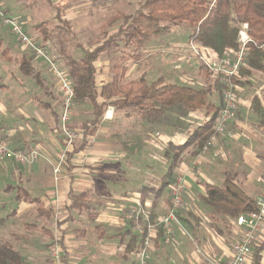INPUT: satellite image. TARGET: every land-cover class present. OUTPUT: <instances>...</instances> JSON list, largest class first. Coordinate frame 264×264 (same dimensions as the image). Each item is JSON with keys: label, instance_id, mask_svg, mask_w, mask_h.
Here are the masks:
<instances>
[{"label": "crops", "instance_id": "0c3cea01", "mask_svg": "<svg viewBox=\"0 0 264 264\" xmlns=\"http://www.w3.org/2000/svg\"><path fill=\"white\" fill-rule=\"evenodd\" d=\"M34 1L43 4L41 10L35 9L39 12L37 15L45 16L44 11L47 10L48 15L51 13L55 18H67L72 24L73 19L81 13L91 16V13H96V8L111 6V0L103 3H97L100 0ZM71 2H81V6L78 3L77 7L65 12L64 7H72ZM34 6L26 11L30 17L34 15L31 11ZM115 10V14L122 12L118 8ZM62 11L64 13L61 16ZM91 24L87 20L86 24L76 27L81 30ZM116 27L114 25L111 28ZM186 39L184 45L173 43L168 48H145L144 51H150L149 54L133 61L136 63L132 65H126L125 81L136 80L141 76L146 78L152 68L167 66L166 53L176 56L174 60H180L174 70L182 68L184 63L181 58L186 54L188 35ZM5 45L2 54L6 63L1 62L3 68L13 61L11 51L14 46H18L16 43L14 46L9 43ZM19 50L18 72L12 74L4 69V82L13 78L20 87L12 91L19 101L17 107L24 122L16 124L6 108H0V121L5 125L4 128L0 126V130L3 133L5 131L4 135L13 147L25 148L34 144L46 155V158L33 165L0 161V208L16 199V208L9 213L10 219L0 226L14 229L8 235L15 242L8 239L5 242L21 252L25 264H56L48 249L54 241H58L63 248L62 264H140L139 252L149 232L152 242L147 250L149 255L146 264H214L231 257L232 246L239 233L235 217L212 214L204 201L206 184L223 186L227 179H231L253 200L261 193V179L264 178V125L253 108V100L257 97L264 110V71L249 69L250 73L245 76L239 72L234 78L240 80L236 84L239 109L235 118L228 124L225 133L215 136V144L209 151L200 150L194 155L189 152L190 149L184 151L183 160L175 166L168 180L174 155L171 147L184 144L193 129L209 118L205 111L189 112L190 118L194 117V123H189L190 118H184L181 111L177 116V109L173 110V122L164 118L167 109L160 113L152 107H145L141 111L135 110L133 106L118 108L108 103L98 121L93 124L90 121L95 117L93 105L89 101L75 103L72 127L80 132L81 137L74 145L67 146L60 129L64 96L58 79L51 71L47 74L46 69L50 66L39 58L32 60L33 74L26 75L21 63L25 56L29 57L33 53L23 47ZM104 53L95 62L99 86L111 82L114 76V62L111 65V59ZM140 62L143 66L141 70ZM190 71L184 69L177 75L169 73V78L162 76L167 80H185L187 77L191 80L190 74H187ZM200 72L198 76L194 73V77L199 78L198 84L202 87L207 78L201 69ZM211 75L220 79L224 86L222 75L217 76L212 72ZM25 80H31L32 86H27ZM0 87L10 89L6 84ZM212 100L216 104L223 102L216 91ZM100 101L104 99L100 98ZM135 112L140 114L135 116ZM183 120L186 121L185 125ZM147 121L159 127L151 129ZM140 125L148 127L143 132L135 131ZM86 128L89 134L84 137ZM162 129L166 135H162ZM137 156L145 161V165L135 167ZM61 159V170L57 174L54 168ZM153 162L162 164V171L155 173ZM181 175L186 179V205L179 215L190 235L188 231L186 235L179 234L176 229L172 241L166 243L158 220L169 209L171 185ZM9 178L15 183L9 184ZM137 200L149 212V222L142 220L141 223L146 228L148 225L153 228L144 235L126 219L130 206ZM27 227L33 230L27 232L24 230ZM34 237L37 242L30 243ZM257 255L258 264H264V227L254 243L253 255L248 264H256Z\"/></svg>", "mask_w": 264, "mask_h": 264}, {"label": "trees", "instance_id": "16d2710c", "mask_svg": "<svg viewBox=\"0 0 264 264\" xmlns=\"http://www.w3.org/2000/svg\"><path fill=\"white\" fill-rule=\"evenodd\" d=\"M104 1L106 0L97 3ZM57 18L63 19L60 16ZM118 22H121L119 26L116 25ZM178 23L187 24L189 40L213 49L220 56L239 48L241 24L248 23L252 40L248 44L245 64L240 68V75L250 73L249 69L264 71V0H138L137 8L133 12H118L106 20L101 38L92 46L82 48L84 55L81 58H76L68 52L72 41V38L68 37L75 34L68 20L52 29H49L45 22L35 27L42 34L44 43L50 44L48 49L56 47L59 58L65 61L69 77L73 81L75 103L89 101L93 105L95 117L90 120L93 124L98 121L108 103L118 108L133 106L135 110L141 111L145 107H152L160 113L170 107H179L177 111L182 114L205 111L209 118L193 129L184 144L171 147L174 155L168 180L175 166L183 160L184 151L190 149L189 152L193 155L197 154L215 133L223 102L216 104L212 95L216 91L223 98L224 86L220 79L213 78L211 72L200 65L207 78L206 84L200 88L171 83L164 76L152 82H148L145 76L126 82V68L117 59L113 65V80L99 86L95 62L110 47L122 49L121 45L132 43L144 46L152 39L164 38L172 33ZM114 25L117 27L111 31L110 28ZM141 57V53L133 54L130 59L139 60ZM34 58H37L35 53L29 57L25 56L22 60L21 69L26 75L33 74ZM235 83H240V80L236 78ZM100 98L104 101H100ZM253 106L264 125V110L257 97L253 100ZM88 134L86 128L84 137ZM204 201L211 208L212 214H228L235 218L241 213L257 209L255 200L231 179H227L223 186L206 184ZM258 260L257 255L256 264ZM0 264L25 263L23 255L13 245L0 242Z\"/></svg>", "mask_w": 264, "mask_h": 264}, {"label": "built area", "instance_id": "2783aa9c", "mask_svg": "<svg viewBox=\"0 0 264 264\" xmlns=\"http://www.w3.org/2000/svg\"><path fill=\"white\" fill-rule=\"evenodd\" d=\"M0 18L4 24L9 26L10 30L15 34L16 38L26 50L35 53L36 57L44 60L51 69L56 73L60 84L61 92L64 96V104L60 118V129L64 135L67 146L74 145L81 137L80 132L72 127V110L75 105V92L73 83L63 70L57 69L55 55H50L48 47L35 42L27 33L24 23L20 17L8 15L4 10L0 9ZM248 23H242L239 31L237 50H229L223 56H220L213 49L202 46L193 40H189L185 47V53L181 58V62L187 63L192 60L204 66L214 75H222L223 90V107L217 118L216 131L208 139L203 147V151H209L214 146V138L218 133H225L228 124L235 118L239 101L237 97V86L235 77L239 75L240 68L245 64V58L248 52V44L252 38L248 32ZM264 47V45H263ZM108 116V114L106 115ZM46 158L44 151L37 145L31 144L25 148L13 147L4 133L0 130V161L11 160L21 165H33L40 159ZM61 162L54 168L55 173L61 170ZM171 205L169 209L160 216L158 225H160L164 240L166 243L172 241L175 236L176 229L181 228L187 233L180 219L179 212L186 205V179L183 175L179 176L171 185ZM257 209L246 213H241L235 218V224L239 229L238 238L232 246L231 257L226 261L215 262L214 264H248L253 255V246L258 239L264 227V178L261 179V193L255 200ZM126 219L134 224V228L143 235L153 228L148 225V229L141 223L142 220L149 222V212L143 207L140 200L134 202L130 206ZM151 236L145 237L144 247L139 252L140 264H146L148 258V248L151 245ZM49 254L56 264H62L63 248L58 241H54L49 246Z\"/></svg>", "mask_w": 264, "mask_h": 264}, {"label": "rangeland", "instance_id": "374dc122", "mask_svg": "<svg viewBox=\"0 0 264 264\" xmlns=\"http://www.w3.org/2000/svg\"><path fill=\"white\" fill-rule=\"evenodd\" d=\"M78 3L81 6V2H71L72 7H69L67 9H66V7H64L65 9H63V10H65V12H68L70 9H73V7H75V6L77 7ZM137 3H138V0H111V2H110L111 6L110 7L105 8V9H101V7H98V8H96L97 9L96 13L95 14L91 13V16L87 15V14H83V13L77 15V17H75L73 19L74 25L67 18L66 19L63 18L62 20H58V18H55V16H52L51 13H50V15H48L49 11H47V10L44 11L45 16L37 15L39 12H36L35 9L41 10L43 8V4L42 3L39 4V2H35L34 0H0V9L4 10L8 15H12L14 17H20V20L24 23L25 29H26L27 33L29 34V36L35 42H37L40 45H43L44 47L45 46L48 47V45H47L48 43L47 42L44 43L43 38H42V34L38 30L35 29V26L40 24V23L45 22V24L48 26V28L52 29L56 25H58L60 23H64L66 20H68L71 23L72 30H74V32H75L74 36L68 37L69 39L72 38L70 46L68 47L69 48L68 52L76 58H81L84 55L82 48L92 46L93 43L97 39L101 38L100 36L104 30L103 24L106 22L107 19L110 18V16H112L116 13L115 9L118 8L119 11L131 13L137 8ZM30 6L31 7L34 6L33 7L34 10H31L34 13V15L33 16L31 15V17L29 16V13H26V11L28 12L29 9L31 8ZM48 7L50 8L49 5H48ZM63 13H64V11H62L61 16L63 15ZM87 20L91 21V23H92L90 27L86 26L87 28L84 27L81 30L77 29L79 27V24H81V25L86 24ZM120 23L121 22H118V23H116V25L119 26ZM76 26H78V27H76ZM8 29H9V26L4 24L2 21V18H0V85L6 84L10 88V89H2L0 87V108H2V109L6 108V110L9 112L8 114H9L10 118L12 120H14V122L16 124L20 125V124H23L24 118H23L22 114L20 113V110H19L20 108L17 107V103H19V101H17L16 95H14L13 91H12V89H20V87H18L17 82H15V80L13 78L8 79L9 81L6 80V83L4 82L5 81L4 75H6L5 74L6 72L4 69H7L8 73H12V74L18 72V65H19L18 60L20 59V56H21L20 55L21 51L19 49L22 47V45L20 44V42L16 38L15 34L11 30H10V34L8 33ZM114 29L115 28H110L111 31H113ZM11 35H13V36H11ZM187 35H189V30H188L187 24L186 23H178L177 25L174 26L173 31L169 36H166V37L160 38V39H152L151 41L145 43L144 46H138L137 44L132 43L130 45H124V46L121 45L122 49L110 47L104 53V55L106 56L108 54L109 58L111 59V65L113 64V62L115 63L116 60L119 59L121 64L126 67V65L129 66V65L136 63V62H133V61H135L134 59L129 61V62H127V60H126V58L130 59L133 54L138 55L139 53H141L142 56L149 54L150 51H148V52L144 51L145 48H149V47H151V49L168 48V47H170V45H173V43L174 44L179 43V44L184 45L186 40H187L186 39ZM5 43H9L10 45H13V46L16 43L18 46H14V48H12L11 52L13 53V55H12L14 58L13 61L10 63L8 62L6 64V68H3L1 66V62L2 61L5 62L4 60H6V59H4L5 57L2 54V51L6 47ZM48 52L50 53V55H52V54L55 55L56 63L58 65L57 69L60 71L63 70L66 74H68V67L65 64V61L62 58H59V51L57 50V48L55 47L52 50L49 49ZM156 54H158V53H156ZM165 55H167V57H168V58H166L167 66H156V67L152 68L151 70H149L147 73V76H146V79L148 80V82L155 81L158 77H160L162 75H165L166 78H169V75H168L169 73H173V74L177 75L178 73L182 72L184 69H186V70L189 69L191 71H190V73H187V74H190L191 80H189L187 77V78H185V80H179V78L173 80L172 78H170V79H168V81L171 83H176V84H180V85H190V86H194V87H200L201 86L200 84H198L199 83L198 81H200L199 78L194 77V73L196 74L195 76H198L197 75L198 71H199V74L201 73L200 69H199V67H200L199 63H197V62L194 63V60H192L190 62L184 63V66L182 68L178 67L179 69L174 70V66L178 65L180 60L178 61L177 58H176V60H174V58L176 56H174L173 54L166 53ZM139 65H140V70H141L143 68L142 62H140ZM194 69H195V71H194ZM46 71H47V74L49 71H51L52 75H54L56 77V73L53 69L47 68ZM112 74H113V71H112ZM68 77H69V74H68ZM183 78H184V76H183ZM194 79H195V82H194ZM70 80L72 81L71 78H70ZM24 83H26L27 86H29V87L32 86L31 80H27V81L25 80ZM72 83H73V81H72ZM24 86H26V85L24 84ZM21 98L26 99V98H23L22 96H21ZM19 107H21V106H19ZM2 109H0V110L2 111ZM177 109H180V108L177 107ZM173 110H176V107L167 108L166 113L164 115V118L166 120H172V121L174 120V118H171V116L173 117V115H171L172 112L174 113ZM188 113L189 112H186V114H181V115H183L184 118H190ZM139 114H140L139 112L134 113L135 116L139 115ZM176 115L177 116L179 115L178 111H176ZM153 117L154 116H152V118ZM190 119H191V122H189V123H194V117H191ZM184 120L182 121V123L185 125L186 121H184ZM146 123L149 124V127L151 129H154V130L159 127V125H156V124L153 125V122H151V121H147ZM177 125H179V123ZM0 126H3L1 121H0ZM136 126H137V124L135 125V127ZM4 127H5V125L3 126V128ZM147 127L148 126H146V125H140L139 127H137L135 129V131H138V132L142 131L143 132L147 129ZM0 128H2V127H0ZM163 129H166L165 126H163ZM158 132H160V131H158ZM4 133H5V131H4ZM161 133H162V135H166L164 130ZM11 145L13 146V144H11ZM141 146H140V148H141ZM135 147L137 149V143H136ZM139 157L140 156H137L136 161L134 162L136 168H138L140 165H145V161H143ZM152 164L155 167V170H154L155 173H158V171H162L161 170V167H163L162 164H160L158 162H153ZM7 182L9 184L15 183L12 180V178H9ZM0 191H2V190H0ZM35 195H38V194H35ZM15 208H16V199L11 200V202L5 204L4 207L0 208V225L4 221H7V219L10 217L9 213L11 212V210H13ZM184 227H186V229H188L187 226L184 225ZM18 228H19V226H17V229ZM21 230H23V229L21 228ZM24 230H26L28 232L29 230H33V228L31 229V228L27 227ZM9 231H14V229H12L11 227H8L6 229V227L4 228V227L0 226V242H5L8 240L15 242L8 235ZM177 231L179 234H182V233L184 235L187 234L181 228H177ZM39 232L41 233V231H38L37 233H39ZM189 232L190 231H188V234L190 235ZM34 242H37V238H35V237H34V240H32L30 243H34ZM41 247H44V245ZM192 247L194 249V246H192Z\"/></svg>", "mask_w": 264, "mask_h": 264}]
</instances>
